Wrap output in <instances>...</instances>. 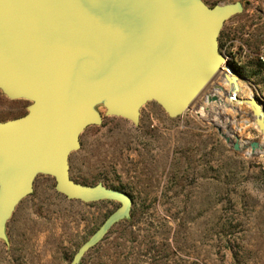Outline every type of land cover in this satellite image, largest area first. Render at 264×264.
<instances>
[{"label": "rangeland", "instance_id": "obj_1", "mask_svg": "<svg viewBox=\"0 0 264 264\" xmlns=\"http://www.w3.org/2000/svg\"><path fill=\"white\" fill-rule=\"evenodd\" d=\"M202 1L209 7L242 3L243 12L224 24L220 51L264 106V65L258 59L264 0ZM224 82L220 71L177 118L148 103L137 126L97 106L103 122L81 135V148L70 156L71 179L126 193L132 209L78 264H264V158L248 156L250 146L236 150L215 123L233 141L234 133L243 143L264 137L245 125L251 119L247 106L237 111L225 103ZM219 86L224 91L216 93ZM212 94L221 103L209 104ZM29 104L0 91V122L25 116ZM55 185L48 175L35 179L33 193L7 222L8 243L0 239V264H72L120 207L110 200H68Z\"/></svg>", "mask_w": 264, "mask_h": 264}, {"label": "water", "instance_id": "obj_2", "mask_svg": "<svg viewBox=\"0 0 264 264\" xmlns=\"http://www.w3.org/2000/svg\"><path fill=\"white\" fill-rule=\"evenodd\" d=\"M243 10L240 2L209 7L202 0H0V91L30 103L25 116L0 122V239L8 243L7 222L39 175L53 177L68 200L120 203L72 264L130 218L126 193L70 176L81 135L103 122L97 106L136 126L151 102L177 118L223 71L227 98L250 109L252 127L264 137V106L254 94L239 96L240 76L219 46L224 24ZM215 126L243 150L237 133L233 141ZM248 146L264 158L262 142Z\"/></svg>", "mask_w": 264, "mask_h": 264}, {"label": "bare ground", "instance_id": "obj_3", "mask_svg": "<svg viewBox=\"0 0 264 264\" xmlns=\"http://www.w3.org/2000/svg\"><path fill=\"white\" fill-rule=\"evenodd\" d=\"M208 86V85H207ZM206 86V87H207ZM223 86H225V88H226V91L227 92H229V85L226 83V82H224L223 83ZM221 89H219V88H217V91H216V93L219 91V90H223L224 91V88L223 87H221V86H219ZM251 94H253L250 90H247L246 91V89H245V87L242 85V83L240 82V93H239V96L240 97H249ZM217 102H220L221 103V101H220V99L218 98V101ZM227 105H230V106H232V107H234V108H237V111H239V108H241V106L240 105H243V104H240V103H237V102H231L229 99H227L226 100V102H225ZM225 104V105H226ZM222 106V105H221ZM246 106V105H245ZM242 109V108H241ZM240 109V110H241ZM245 125L246 126H252V123H251V120H245ZM244 128V127H243ZM243 128H241V127H238V129H239V131L240 130H243ZM241 140V139H240ZM239 146H240V148L242 149V148H245L244 147V143L242 142V141H239ZM262 144H264V142H262ZM248 156H251V152L250 151H248V154H247Z\"/></svg>", "mask_w": 264, "mask_h": 264}, {"label": "built area", "instance_id": "obj_4", "mask_svg": "<svg viewBox=\"0 0 264 264\" xmlns=\"http://www.w3.org/2000/svg\"><path fill=\"white\" fill-rule=\"evenodd\" d=\"M226 58V57H225ZM259 62L264 65V49L261 51V53L258 56Z\"/></svg>", "mask_w": 264, "mask_h": 264}]
</instances>
